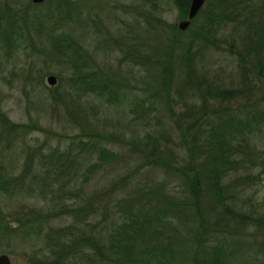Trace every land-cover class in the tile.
Here are the masks:
<instances>
[{"label":"rangeland","instance_id":"374dc122","mask_svg":"<svg viewBox=\"0 0 264 264\" xmlns=\"http://www.w3.org/2000/svg\"><path fill=\"white\" fill-rule=\"evenodd\" d=\"M57 1L0 0L1 177L21 174L30 177L38 167L47 166L42 155L59 147L61 153L53 152L54 158L56 152L57 160L72 145L71 156H76L73 160L78 168L72 184L80 199L88 201L91 196L99 195L94 200L96 206L101 208L108 204L116 208L119 199L134 194L137 188L148 189L163 183L164 193L168 196L190 200L191 194L186 190L183 176L171 169L152 168L141 158L139 148L129 142L135 136L134 131H139L142 136L146 131L154 133L164 125L175 131L178 129L176 121L185 126V115L181 116V113L187 109L186 102L192 100L201 106L202 96H208L196 88L193 97L189 92L183 96L178 91V82L184 74L181 54L192 40L194 24L182 30L174 43L171 42L172 27L186 19L180 18L179 10L170 0H158V8H154L150 0H72L68 7L62 5L59 11ZM150 14L164 22L157 21ZM197 17L195 24L200 25L202 16ZM227 32L230 36L232 30L227 29ZM232 34L237 37L234 31ZM59 38L63 39L55 48L54 39L57 42ZM195 40L192 48L198 50L195 59L198 72L223 86H230L232 80L240 84L241 72L236 67L235 58L210 44L198 47ZM69 43L74 50H79V59L75 56L66 58L62 54L61 51L71 54V50L62 48ZM171 45L173 54L168 57ZM135 48L151 53L152 59L144 63L146 65H134ZM166 58L172 64H166L165 69ZM73 62L86 71L102 69L109 85L115 90L114 85L119 86L120 99L116 96L106 99L107 90L104 97H81L82 109L75 107L67 112L60 102L51 98L52 92L47 87L56 84H48L47 77H56L59 73L66 77L75 70ZM166 75L169 76L166 85L169 88L168 102L161 87ZM66 88L68 85L64 82L57 91ZM141 101L144 106L152 105L161 113L163 121L159 122L160 125L153 118L151 126H143L141 119L135 120V106ZM210 101L211 107L219 103ZM225 104L240 117L250 110L264 107V81H256V88L251 93L242 91ZM154 114L152 111L150 116ZM2 115L5 116L3 120ZM256 126V157L245 161L247 167L230 171L224 180L227 186L223 193L224 202L235 212H229L230 217L226 219L209 214L207 224H195L192 206L186 203L184 208L188 214L183 215L180 224L161 225L160 238L163 243H171L175 250L171 264H194L207 258L219 259L222 264H264V120H259ZM105 136L111 138L110 142L103 139ZM173 138L179 143L177 134ZM94 143L106 147L118 158L107 160L106 165L90 173L87 171L90 163L101 160L97 148L91 147L96 145ZM169 147L176 153L169 162L176 164L177 151L181 156L186 151L173 142ZM28 150H32L34 158L26 173L25 163L30 157H27ZM120 177L125 178V187L118 183ZM112 185L117 188L112 190ZM13 189L18 187L0 181V216L4 215L11 227L20 221H28L35 211L41 214L39 223L42 222L43 233L49 228L68 224L66 216H50L51 206L46 200L27 198L21 185L16 196L11 193ZM77 200L76 203H80ZM211 200L202 198V208L207 210ZM141 201L146 202V197ZM22 225L21 232L27 226ZM198 230L199 238L195 240ZM21 232L10 235L9 230H4L5 234L0 233V254L9 255L11 264H45L49 246L43 234H30L22 239ZM151 264H155L154 260Z\"/></svg>","mask_w":264,"mask_h":264},{"label":"trees","instance_id":"16d2710c","mask_svg":"<svg viewBox=\"0 0 264 264\" xmlns=\"http://www.w3.org/2000/svg\"><path fill=\"white\" fill-rule=\"evenodd\" d=\"M150 1L154 8H158V0ZM170 1L179 10L180 18L187 19L189 0ZM70 3L72 0H58L57 10L59 11L62 5L68 7ZM198 15L202 16L200 25L195 24ZM150 16L161 23L164 22L154 14ZM191 24H194L191 31L193 37L190 42L188 41V48L184 54H181L184 74L178 82V91L183 96L189 92V96L193 97L192 94L196 95L194 90L196 88L201 92L205 91L208 96H202L201 106L192 100L186 102L187 109L181 113V116L185 115V126L180 125V121V123L176 121L178 129L175 131L168 130L165 125L154 130V133L146 131L142 136L139 131H134L135 136L129 142L134 148H139L141 158L146 164L153 166L152 168L171 169L175 171L174 173L183 176L191 199L168 196L164 193L162 187L164 184L161 183L158 187L137 188L134 194L119 199L115 203L116 208L104 204L101 210L94 204L95 198L98 199L99 195L91 196L85 201L79 198V193L73 188L72 182L78 168L76 161L73 160L76 156H71L72 145L68 151L60 154L57 160L55 158L59 147H56L50 151V154L42 155L44 165L47 166L38 167L39 169L33 172L30 169V177L24 174L10 178L0 175V181L18 187L11 191L15 196L20 191L21 185L23 189L21 191L28 195L27 198L39 197L46 200L51 206L50 216H66L69 219L68 224L49 228L43 233L42 222L39 223L41 214L36 211L28 221H20L15 227H11L3 215L0 216V233L5 234L4 230H9L10 235H13L18 231L21 232L24 226L22 224H25L27 226L21 232L22 239H26L30 234L36 236L43 234L49 246L45 264H134L135 262L151 264L153 260L155 264H171L175 259V250L171 243H163V239L160 238L161 225L180 224L183 215L188 214L184 208L186 203L192 206L191 215L195 224H207L206 217L209 214L215 218L226 219L230 217L229 212H235L231 205L224 202L223 193L227 190L224 180L230 171L247 167L244 165L245 161H251L256 157L254 130L259 120H264V107L250 110L240 117L237 113H232L225 101L236 98L242 91L251 93L256 88V81H264V0H208L204 8L190 20L189 25ZM227 29L230 32L234 31L237 37L232 32L229 36ZM172 30L171 42L175 43L182 30L179 25H174ZM62 39L59 38L57 42L54 39L55 48ZM195 39L198 41L196 42ZM194 40L198 47L203 48L210 44L235 58L236 67L241 72L240 84L232 80L230 86H223L198 72L195 62L198 50L192 48ZM62 48L71 50V54L61 51L66 58L75 56L79 59V50H74L70 43ZM172 49L174 47L172 48L171 45L167 52L168 57L172 56ZM150 59H152L151 53L148 54L138 48L133 54L134 65H138L137 63L146 65L144 63H148ZM164 63L166 69V64L171 62L166 58ZM73 70L66 77L57 74L56 85L47 87L52 92L51 98L60 102L67 112L73 111L75 107L82 109L81 97L92 95L104 97L107 90L109 92L106 94V99L110 100L112 96L120 99L119 86L114 85L117 87L116 90L112 88L102 69L86 71L78 63L73 62ZM168 77L161 83L166 93L164 96L166 102L169 98V88L166 86L169 83ZM64 82L67 83L68 88L62 92L57 91L59 85ZM210 99L219 103L211 107ZM143 104V101L136 104L137 119L135 120L141 119L143 126H151V118H153L160 125L159 122L163 121L161 113L152 105L146 107ZM167 106L169 111L173 112L171 107ZM152 111L155 114L150 116ZM4 117L2 115L1 120ZM174 134H177L179 143L173 140ZM103 139L107 142L111 140L107 136ZM171 142L186 151L182 156L177 151L176 164L169 162V159L176 154L169 147ZM94 144L96 145L91 147L97 148L101 160L99 163H90L87 169L90 173L106 165L107 160L118 158L117 154L111 153L106 147L100 146L99 143ZM144 148L149 150L145 151ZM54 151H56L55 158ZM27 157L29 158L25 163L26 173L34 158L32 150L27 151ZM262 165L264 166V161ZM125 182L124 177L119 178L118 183L124 185ZM111 187L112 190L117 188L116 185ZM142 197H146V202L141 201ZM206 197L212 198V204L207 210L201 206L202 198ZM76 199L80 203H76ZM199 234L198 230L195 240H198ZM210 259L207 258L204 262L195 261L194 264H222L219 259Z\"/></svg>","mask_w":264,"mask_h":264},{"label":"water","instance_id":"95a60500","mask_svg":"<svg viewBox=\"0 0 264 264\" xmlns=\"http://www.w3.org/2000/svg\"><path fill=\"white\" fill-rule=\"evenodd\" d=\"M33 2H41L43 0H32ZM206 0H191L189 5V10L187 14V19L183 20L179 23V28L181 30L186 29L189 24L190 20L196 16L199 10L202 8ZM47 82L50 85H54L57 82V78L54 75H50L47 77ZM0 264H11V258L9 255L5 253L0 254Z\"/></svg>","mask_w":264,"mask_h":264}]
</instances>
